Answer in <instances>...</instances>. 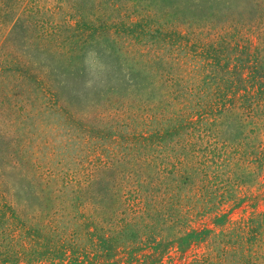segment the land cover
Returning a JSON list of instances; mask_svg holds the SVG:
<instances>
[{"label": "rangeland", "instance_id": "1", "mask_svg": "<svg viewBox=\"0 0 264 264\" xmlns=\"http://www.w3.org/2000/svg\"><path fill=\"white\" fill-rule=\"evenodd\" d=\"M0 264H264V0H0Z\"/></svg>", "mask_w": 264, "mask_h": 264}, {"label": "trees", "instance_id": "2", "mask_svg": "<svg viewBox=\"0 0 264 264\" xmlns=\"http://www.w3.org/2000/svg\"><path fill=\"white\" fill-rule=\"evenodd\" d=\"M152 76V75H151Z\"/></svg>", "mask_w": 264, "mask_h": 264}]
</instances>
